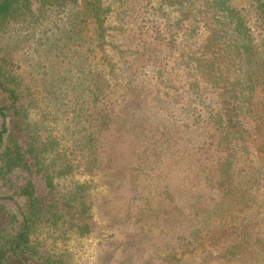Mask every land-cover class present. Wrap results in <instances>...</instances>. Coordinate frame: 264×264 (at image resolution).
I'll list each match as a JSON object with an SVG mask.
<instances>
[{
	"label": "rangeland",
	"instance_id": "obj_1",
	"mask_svg": "<svg viewBox=\"0 0 264 264\" xmlns=\"http://www.w3.org/2000/svg\"><path fill=\"white\" fill-rule=\"evenodd\" d=\"M181 2L99 0V27L78 6L32 0L31 27L1 37L16 97L0 89V249L29 212L25 192L54 215L30 218L29 249L2 264H264L262 197L246 210L217 180L193 190L185 164L149 151L156 96L187 88L200 45ZM8 149L29 169L6 167Z\"/></svg>",
	"mask_w": 264,
	"mask_h": 264
},
{
	"label": "trees",
	"instance_id": "obj_2",
	"mask_svg": "<svg viewBox=\"0 0 264 264\" xmlns=\"http://www.w3.org/2000/svg\"><path fill=\"white\" fill-rule=\"evenodd\" d=\"M31 2L0 0V40L10 27L13 30L31 27L33 22H28L33 14ZM43 3L78 6L82 16L89 15L102 27L99 0H43ZM181 5L186 30L199 37L200 45L196 48L190 45L187 50L191 77L187 88L171 84L172 93L159 90L156 96L159 136L156 148L149 151L166 152L172 161L185 164L184 185L197 191L198 184L217 180L236 191V200L244 201L248 210L259 197L264 199V0H182ZM15 21L16 24H10ZM9 47L0 57V89L13 99L15 91L7 84H12L14 77L3 72L1 65L12 59L10 49L14 47L10 44ZM141 85L146 90V84ZM0 115L6 119L3 109ZM6 130L5 121L3 132ZM153 145L151 142L149 148ZM9 151L4 158L6 167L22 165L29 169V165L20 164V155L10 158ZM29 191L30 194L25 192L33 199L32 202L28 199L29 212L21 213L19 231L7 242V247L0 249V264L9 256L24 255L29 249L33 229L30 218L34 221L53 215L52 208L41 204L33 190ZM205 231L209 239L219 236V230L211 232L205 228ZM192 235L197 236L195 232Z\"/></svg>",
	"mask_w": 264,
	"mask_h": 264
}]
</instances>
